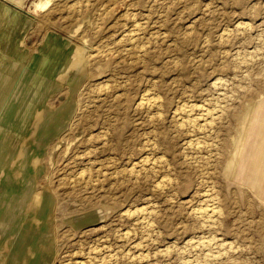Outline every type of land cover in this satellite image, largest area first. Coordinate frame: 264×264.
<instances>
[{
    "label": "rangeland",
    "instance_id": "1",
    "mask_svg": "<svg viewBox=\"0 0 264 264\" xmlns=\"http://www.w3.org/2000/svg\"><path fill=\"white\" fill-rule=\"evenodd\" d=\"M18 1L0 0L18 16L0 141L27 138L0 172V264H264V181L239 171L264 120V0Z\"/></svg>",
    "mask_w": 264,
    "mask_h": 264
},
{
    "label": "crops",
    "instance_id": "2",
    "mask_svg": "<svg viewBox=\"0 0 264 264\" xmlns=\"http://www.w3.org/2000/svg\"><path fill=\"white\" fill-rule=\"evenodd\" d=\"M4 7V8H3ZM3 8V9H2ZM7 9L8 7L1 5L0 6V52L6 47H9L12 40L10 41L9 38V32L8 30L11 29V25H13L17 20L18 16L12 17L11 12H9ZM5 10V11H4ZM3 22V24H1ZM253 112L252 106L250 108V113ZM4 118V117H3ZM3 118H0V123L3 120ZM258 127V128H257ZM251 137L252 141L251 144L248 146L247 149H244V152H246L250 157L246 159V165L247 169L245 170H240V174H245L247 170H250L253 175H251L250 181L252 182L253 186H259L261 182L264 181V120L259 121L257 126L253 125V128L251 130ZM244 135V134H243ZM27 138V136L21 138L18 135H14L13 133L8 132V134L0 141V160L2 161V166L0 167V172L6 171V166H13V160H14V152L16 149H18V146L22 141H24ZM241 144H242V139H241ZM240 144V148H241ZM239 148V149H240ZM235 163V166H240V162ZM235 170V169H234ZM255 190V194H256ZM3 197V196H1ZM13 199L8 198V202L4 207L9 210L11 206L10 201ZM10 226V225H9ZM20 245L19 247H21ZM18 247V248H19ZM22 250V249H21ZM19 253V251H16ZM23 255V253L19 254H14L11 259L9 264H17L19 258Z\"/></svg>",
    "mask_w": 264,
    "mask_h": 264
},
{
    "label": "bare ground",
    "instance_id": "3",
    "mask_svg": "<svg viewBox=\"0 0 264 264\" xmlns=\"http://www.w3.org/2000/svg\"><path fill=\"white\" fill-rule=\"evenodd\" d=\"M9 1H11V2H14V3H16V4H18V6H20L21 5V1H18V0H9ZM49 0H45V1H43V0H36V1H34V3H33V7H32V9L30 10V11H32V12H36L37 10H44L47 6H48V4H49ZM4 8V7H3ZM2 8V9H3ZM5 11V10H4ZM0 20H1V18H0ZM1 24H3V22L1 23ZM29 25H30V22H29ZM29 27V26H28ZM132 34H133V32H132ZM17 38H19V37H17ZM129 38V37H128ZM131 38V37H130ZM83 42H85V40L83 41ZM82 43V42H81ZM17 45V44H16ZM82 45H83V43H82ZM18 46H19V44L17 45V46H15L14 48H13V50H16V51H18ZM11 48V49H12ZM124 49V48H123ZM136 49H137V47H136ZM135 49V50H136ZM4 51H6V50H4ZM15 51V52H16ZM140 51V50H139ZM81 52V51H80ZM127 52V51H126ZM81 53H83V51L81 52ZM139 54V53H138ZM81 55V54H80ZM82 56V55H81ZM4 62V60H3V57L0 55V65L2 64ZM30 63V62H29ZM80 67H81V65H80V63L78 64L77 63V67L76 68H74L73 69V74H71V75H68L67 76V83H69V86H70V88L71 89H74L75 87H76V84L78 83V81H79V76L77 75L78 74V71L80 70ZM54 69V68H53ZM52 69V70H53ZM60 69V68H59ZM63 69V68H62ZM33 74H34V76L35 77H40V78H43V77H45L46 75H47V72L46 73H43L42 72V70H40V69H36V70H34L33 71ZM1 99V98H0ZM146 101V100H145ZM145 103V102H144ZM149 104V103H148ZM150 105V104H149ZM191 105V104H190ZM195 105V104H194ZM146 106V105H145ZM153 106V105H152ZM185 106V105H184ZM183 106V108L181 107V110L183 109V112H185V108H186V106L184 107ZM179 107V106H178ZM224 107V106H223ZM195 109V108H194ZM188 110H191V109H189V107H188ZM180 111V110H179ZM195 111V110H194ZM210 112V111H209ZM209 112L207 113L208 115H209ZM182 113V112H181ZM191 113V112H190ZM203 113V112H202ZM183 115H184V113H182ZM176 115V114H175ZM186 115V114H185ZM185 115H184V117H185ZM196 115V114H195ZM208 115H206L207 117H208ZM204 116V115H203ZM202 116V117H203ZM183 117V118H184ZM187 117V118H186ZM185 118V120H186V122L188 121V122H191L192 120L194 121V120H196L195 118H192L191 116L189 117V115H187ZM179 119V118H178ZM197 119H199V118H197ZM205 120V118L203 117V121ZM218 120V119H217ZM182 121H183V119H182ZM193 121H192V123H193ZM206 121V120H205ZM204 121V122H205ZM2 122V121H1ZM196 125V124H195ZM194 125V126H195ZM200 125V124H199ZM196 127V126H195ZM201 128V127H200ZM199 135V134H198ZM193 153V152H192ZM26 156V155H25ZM83 180V179H82ZM209 207V206H208ZM208 209V208H207ZM198 210H200L199 208H198ZM205 210V209H204ZM136 212V211H135ZM209 217V216H208ZM212 219V218H211ZM148 224V223H147ZM145 228V227H144ZM135 234V233H134ZM145 234V233H144ZM127 238V237H126ZM212 242V241H211ZM206 243V242H205ZM223 243V242H222ZM206 245V244H205ZM221 246H222V244H221ZM81 256V255H80ZM220 257V256H219ZM75 264H77V263H75ZM81 264V263H80Z\"/></svg>",
    "mask_w": 264,
    "mask_h": 264
}]
</instances>
